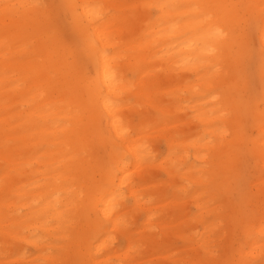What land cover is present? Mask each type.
Wrapping results in <instances>:
<instances>
[{
	"label": "bare ground",
	"instance_id": "1",
	"mask_svg": "<svg viewBox=\"0 0 264 264\" xmlns=\"http://www.w3.org/2000/svg\"><path fill=\"white\" fill-rule=\"evenodd\" d=\"M139 2L176 7L125 13ZM205 3L260 0H57L71 46L39 0H0L41 6L0 9V264H264V112L240 96L236 51L253 26L264 102V21L221 13L220 40L187 7ZM89 5L115 14L92 22ZM141 104L153 124H133Z\"/></svg>",
	"mask_w": 264,
	"mask_h": 264
},
{
	"label": "rangeland",
	"instance_id": "2",
	"mask_svg": "<svg viewBox=\"0 0 264 264\" xmlns=\"http://www.w3.org/2000/svg\"><path fill=\"white\" fill-rule=\"evenodd\" d=\"M40 4L45 6L44 8L48 9L50 11V17L48 20V24L46 26V30L50 32L51 34H54L56 39L64 45L71 46L70 42V35L69 32L65 29L66 23L68 22V16L62 12H60L57 9V0H39ZM144 4L139 2L135 4L131 9L128 11H125V13L135 14L136 16L140 17L143 15H146L149 10H153L149 7L143 6ZM104 17H111L115 14V10L113 8H106L103 10ZM138 29V28H137ZM244 32L247 34V44H245L243 47L236 48V51L241 49V52L244 53V58L241 59V71L239 72V76L245 81L244 89L240 92V96L245 98V102L247 104L253 102V105L256 108L255 112H264V102L259 99L260 94L262 93V85L259 83L257 78L255 77V73H257V70L260 68V62L258 58V51H259V45L256 41L254 32H253V26L248 27L247 30L245 29ZM156 63V62H155ZM187 65V64H185ZM185 65H174L170 66L174 71L179 72V68L181 66ZM168 66L167 62L158 61L156 64L157 68L163 69V67ZM89 69V67H88ZM130 76V75H129ZM185 91L180 92V95L183 96ZM164 101H167L168 97L161 95V98ZM133 101V99H130ZM138 100V99H136ZM212 101V99H209ZM252 104V103H251ZM140 113H134L138 114L133 116V124H137L139 122H145L149 124H153L155 121V115L152 114V111L147 112V110H151L150 106L147 104H141L140 106ZM255 134V131L253 132ZM154 135V134H153ZM151 145L153 144L152 148L155 151V157L156 162H158L162 157L161 154L164 152V147L162 146V143L158 140H154V143L149 142ZM155 172L152 179H158L160 175L157 173L159 171H153ZM241 172H243L244 176L246 178H249L248 180L252 179L253 176L256 174V165L253 162L247 163V165L243 164L241 167ZM161 179H164L163 177ZM233 197H235V194H233ZM127 204H129L130 200L127 199ZM169 200H166L163 203H156V204H150L149 208L154 209L158 206H166L165 204H168ZM188 207V206H187ZM193 212V210H191ZM156 216V214H155ZM135 218V217H134ZM137 223H141L140 217L136 218ZM155 219V218H153ZM178 245V243H176ZM124 247V241L118 236L113 237L112 241V248L115 250H122ZM27 255H31L34 253L31 249H26Z\"/></svg>",
	"mask_w": 264,
	"mask_h": 264
},
{
	"label": "snow or ice",
	"instance_id": "3",
	"mask_svg": "<svg viewBox=\"0 0 264 264\" xmlns=\"http://www.w3.org/2000/svg\"><path fill=\"white\" fill-rule=\"evenodd\" d=\"M40 5L31 4V5H17V4H3L0 5V9L3 10V15L5 19H7L12 13L19 9V8H39ZM89 9L88 16L90 21L95 22L99 21L104 18V12H103V5H89L86 6ZM147 7H153V8H160V9H166L169 7H176L173 5H150ZM187 7L193 8L198 12L197 19L200 20L203 24H205L210 30L214 29L215 35L218 39L224 40L227 38L228 33L225 32L223 29L216 26L215 22L219 20L221 13L224 15H236L239 13V10L241 9H259V17L262 21H264V0H260V3L258 5L256 4H214V3H205V4H197V5H189ZM110 104H105V108H109ZM209 145H212L213 141H208ZM261 158L264 160V137H262V143H261ZM179 154V153H177ZM205 158L207 159L209 156V153H205ZM118 178V177H117ZM244 182L243 176L237 177V184L239 186H242ZM262 197H264V189H262ZM264 207V205H262ZM115 209V203L113 204V210ZM107 211V210H106ZM120 223L122 226L127 227L128 226V219L127 217H124L121 219ZM264 231V229H262ZM10 264H19V262L15 259L10 258ZM238 264H250L248 261H239Z\"/></svg>",
	"mask_w": 264,
	"mask_h": 264
}]
</instances>
